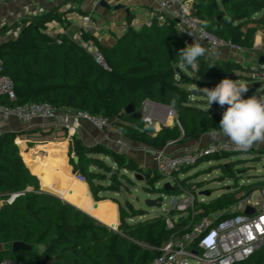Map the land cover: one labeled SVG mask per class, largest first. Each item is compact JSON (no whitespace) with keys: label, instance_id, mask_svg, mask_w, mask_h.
I'll list each match as a JSON object with an SVG mask.
<instances>
[{"label":"trees","instance_id":"trees-1","mask_svg":"<svg viewBox=\"0 0 264 264\" xmlns=\"http://www.w3.org/2000/svg\"><path fill=\"white\" fill-rule=\"evenodd\" d=\"M86 0H63L58 6L44 14L29 15L0 28V37L17 30L16 38L0 44L3 74L14 83L16 101L0 98V105L19 106L26 103H48L57 110H73L91 115L118 119L116 123L124 136L152 149H164L169 143L199 140L205 134L219 129V121L225 108L214 103L212 109L201 107L200 101L191 103L192 93L187 86H208L213 88L223 78L233 79L236 71L250 73L231 61L214 57L198 58L199 70L180 69L179 50L187 44L179 35L174 21L157 18L150 26L141 25L135 29L128 17L126 32L117 39L112 48H105L91 35L99 46L104 60L111 71L105 70L82 47L66 35L51 36L49 24L61 21L60 9L68 4L82 5ZM192 9L201 25L218 38L232 42L246 50L253 48L258 32L264 41V0H191ZM210 66H213L209 68ZM249 97L264 82L247 77ZM199 94V93H197ZM263 94H258L260 97ZM146 101L172 108L177 115L173 126H163L145 131L141 109ZM175 101V103H173ZM132 106L134 112L126 115L124 110ZM17 134H0V263L6 259L20 264H148L159 254V248L173 235L189 230L192 222L181 219L173 231L167 229L164 216L132 221L143 218L147 211L135 207L130 201L120 203L104 194H120L129 189L132 180L125 173L139 174L145 179L150 194L178 196V185L195 190L203 188L190 178L179 179L181 169L170 178L156 171L147 173L126 156L101 145L86 146L74 138L70 148V165L75 175L87 182L77 181L70 194L68 190L52 186L49 179H39L25 164L15 143ZM257 150L250 153L256 154ZM229 153L231 157L233 154ZM23 155V154H22ZM78 160L75 161L74 157ZM26 163L29 158L25 155ZM230 157L211 155L200 161H222ZM108 160L109 163L106 161ZM198 162V163H199ZM197 163V164H198ZM224 169L226 177L235 180L231 187L217 199L199 205L206 216L230 210L242 198L255 190L264 188V180H258L249 187L238 183L234 170ZM235 166L233 169H235ZM36 172V169L33 168ZM170 180L172 189L164 185ZM163 183L159 189L157 186ZM73 203L96 218L57 196ZM241 194V195H240ZM13 195H17L9 204ZM119 206V226L112 230L106 225H118L116 205ZM102 201V202H100ZM97 219V218H96ZM196 221L192 222L195 223ZM22 242L30 250L12 252V244ZM46 246L42 255L38 248ZM238 264H264V247L244 262Z\"/></svg>","mask_w":264,"mask_h":264},{"label":"built area","instance_id":"built-area-1","mask_svg":"<svg viewBox=\"0 0 264 264\" xmlns=\"http://www.w3.org/2000/svg\"><path fill=\"white\" fill-rule=\"evenodd\" d=\"M8 1L10 0H0V5ZM28 1L37 3L36 9L30 15H40L48 11V5L62 0ZM22 18L16 17V22ZM155 18L174 21L179 35L186 44L193 43L195 39L201 42L208 50L206 58L220 54H227L232 58L251 53L256 60L249 67L250 76L254 80L264 82V62H260V58L264 56L260 53L264 50L262 44L255 43L252 49L246 50L208 32L196 17L191 0H159ZM151 23L152 20L143 25L150 26ZM97 28L98 25L91 16L84 15L76 31L71 34L66 31L63 35L68 36L82 47L105 70L111 71L99 46L94 40L86 39V35L93 33ZM3 97L8 101L17 99L12 79L3 74V61L0 57V98ZM163 109L170 112L174 123L177 122V115L172 108H166L150 101L143 104L141 113L143 116L150 117L152 122L153 118H159L160 122L166 126L160 114ZM37 118L49 122L52 127L66 129L71 137L77 134L80 122L86 121L99 131L106 133L107 137L110 133L115 135L114 139L117 144L126 146L128 143L123 131L116 125L118 119L73 110H57L48 103H26L14 107L0 105V122L16 119L29 123ZM234 152L239 151L230 140H216L199 149L180 154H168L163 149H152L156 171L165 178H170L176 171L196 165L203 158L214 154ZM77 178L84 180L79 175ZM178 186L181 193L179 196H172L170 208L164 215L167 229L175 230L176 224L183 218L196 222L193 224L191 222L188 226L189 230L181 235L171 236L159 248L158 256L148 264H238L246 261L264 247V188L258 189V196L255 199L252 193L238 201L230 210L206 216L199 206L205 204L206 201L204 199L197 201L193 193L195 187ZM14 196L17 195L7 200L9 204L13 202ZM3 202L0 198V207ZM248 208L253 210L252 214L246 213ZM170 213H172L171 216ZM0 264L20 263L6 259Z\"/></svg>","mask_w":264,"mask_h":264},{"label":"crops","instance_id":"crops-1","mask_svg":"<svg viewBox=\"0 0 264 264\" xmlns=\"http://www.w3.org/2000/svg\"><path fill=\"white\" fill-rule=\"evenodd\" d=\"M62 1L48 5L47 9L50 10L51 8L60 5ZM158 1L159 0H86L82 5L68 4L60 9V11L63 12L61 21H55L49 24L47 31L51 36L66 33V31L71 34L78 29L82 17L84 15H90L97 23L98 28L96 31L89 33L88 35L93 36L100 45L109 49L112 48L117 39L126 32L129 16L132 18L131 26L135 29L139 28L147 21L155 19ZM103 2L106 3L108 7L102 6ZM119 6L121 7L120 9H115V7ZM36 7V2H29L28 0H10L0 5V23L3 24L4 22L5 25L13 24L16 22V17L25 18L32 14ZM127 10L129 11L128 13L126 12ZM256 36L255 43L262 44V48L264 49L263 33L258 32ZM260 53L264 55V50ZM248 54L252 56L253 63L256 60V57L251 55V53ZM214 58L224 61L231 60V57L227 54H220ZM161 106L166 107L164 105ZM166 111L167 110L163 109L160 113L162 118H164ZM167 121L168 123L166 126H173L174 121H171V119H168ZM153 123L156 125V132L160 131L164 126L160 124V119L157 117L153 118ZM50 126L49 122H46L41 118H37L29 123H23L16 119L0 122V134H17L15 143L31 173L39 179L40 186H42L43 183L42 179H49L52 186L68 190L71 194L75 189L77 181H79L86 185L92 201L98 203L94 200L85 179L83 181L79 180L77 175L73 173V168L70 165V148L74 138L80 140L84 145L89 147L101 145L111 151L125 154L134 160L139 167L144 169L147 173L156 171L152 148L141 143L125 137L128 143L126 146H121L116 143L114 139L115 135L110 133L107 137L106 133L99 131L86 121L80 122L78 132L73 137H71L68 131L64 128ZM216 140H228V138L223 136L212 138L210 133H208L202 136L199 140L189 139L185 142L169 143L163 150L168 154H180L189 150L199 149ZM22 154L29 158V163H26V158L23 157ZM33 168L36 169V172L33 171ZM166 183H172V181L167 180ZM78 189L79 187L75 190L78 191ZM61 199L64 200L63 198ZM108 200L113 202L110 199ZM64 201L90 215L77 205L66 200ZM115 205L119 223V206L116 203ZM90 216L94 218L92 215ZM94 219L103 224L96 218ZM141 219L145 220L151 218H145L144 216Z\"/></svg>","mask_w":264,"mask_h":264},{"label":"rangeland","instance_id":"rangeland-1","mask_svg":"<svg viewBox=\"0 0 264 264\" xmlns=\"http://www.w3.org/2000/svg\"><path fill=\"white\" fill-rule=\"evenodd\" d=\"M4 25H5L4 22L3 24L0 23V28ZM6 25H12V24H6ZM17 34H18V31L13 30V31H10L2 35L0 37V44L7 42L9 39L16 38ZM256 37H255V42H256ZM228 61L237 63L245 68H249L250 65L252 64V56L246 53V54L232 57L231 60H228ZM249 76H250V73H248L247 70L246 72L236 71V72H233L232 74L233 80L235 79L243 80L247 84L251 83L248 81V78H247ZM198 87L208 88V86H205V85L198 86ZM187 89L192 93L190 97L191 103H195V102L197 103V101H200L201 104L199 105L201 107L205 109H212V106L208 108L206 97H204L200 93L197 94L198 92L195 91L194 86L189 85L187 86ZM259 93L263 94L262 96H264V85L262 87H259L257 90H255L252 95L257 96ZM3 98L6 99L5 97ZM160 124L162 123L160 122ZM252 150H257L256 154L250 153V151ZM228 154L229 153H225L221 155L224 157H230ZM106 161L109 163L108 160ZM230 162L238 163L236 166L235 164H231L230 170L232 171L234 170V172L238 176V183L240 185H246L247 187H249L251 184L256 183L258 180H261V179L264 180V144L254 145L247 152L239 151V153L233 154L228 160H222V161L212 160L209 162L207 160L200 161L198 164L190 167L187 172H182L179 175V179L184 180L185 178H190L193 183L200 182L201 185H203V188L197 189L194 195L198 202H200L201 199H204L206 203H208L210 201L217 199L219 196H221L227 191H233L231 187H233L236 182L234 179H230L229 177H226L225 176L226 173L223 171V168L221 167L223 166L224 169L228 170V168L226 167H228V164ZM234 166H235V169H233ZM125 173L129 176V178L133 182V184L129 186V189L122 191L120 194H104V196L117 199L122 204H124L125 201L132 202L135 205V207L141 208L147 211L145 218L164 216L165 212H167L170 208L172 195L165 194L163 196V202H162L161 208H148L146 206V200L155 199L159 196V194H150L144 189L145 187H147L145 183V179L140 181L134 178V174H131L128 172H125ZM163 183L164 182L159 184L157 188L160 189L163 186ZM202 191H209L210 195L209 196L200 195ZM257 196H258V189L255 190L253 193V199H255ZM105 201H109V200H105ZM91 214H93L97 218V220H99L98 214L96 212H91ZM139 220H142V219L135 218L132 221L134 222V221H139Z\"/></svg>","mask_w":264,"mask_h":264},{"label":"clouds","instance_id":"clouds-1","mask_svg":"<svg viewBox=\"0 0 264 264\" xmlns=\"http://www.w3.org/2000/svg\"><path fill=\"white\" fill-rule=\"evenodd\" d=\"M207 51V48L195 39L193 43L179 50L177 55L179 68L198 71V58L205 56ZM211 67L213 66L209 68ZM194 89L206 97L208 108L214 103L222 108L227 106L219 121L218 131L213 130L210 133L212 138L227 137L235 148L242 152L249 151L254 145L264 144V96L251 95L245 98L249 91L245 81L223 78L213 88H199L195 84ZM143 121L145 131L156 127L148 116H144Z\"/></svg>","mask_w":264,"mask_h":264},{"label":"water","instance_id":"water-1","mask_svg":"<svg viewBox=\"0 0 264 264\" xmlns=\"http://www.w3.org/2000/svg\"><path fill=\"white\" fill-rule=\"evenodd\" d=\"M102 6H104V7H108V5L106 4V3H102ZM121 7L119 6V7H115V9H120ZM127 13L129 12L128 10L126 11ZM260 62H264V56H262L261 58H260ZM156 104V103H155ZM166 108H168V107H166ZM124 112H125V114L126 115H131L133 112H134V109H133V107L132 106H127L126 108H125V110H124ZM74 160L75 161H77L78 160V158L77 157H74ZM134 178L135 179H137V180H142L143 179V177L141 176V175H139V174H135L134 175ZM164 187H165V189L166 190H169V189H172V187H171V185H170V183H166L165 185H164ZM41 190L42 191H44V192H47V193H49V194H52V195H54V196H57V197H59L60 199L62 198L61 196H59V195H56V194H54V193H52V192H50V191H47V190H44L42 187H41ZM200 195H205V196H209L210 195V192L209 191H202L201 193H200ZM163 196L164 195H159L157 198H155V199H147L146 200V206L148 207V208H161L162 207V202H163ZM17 196H14L13 197V201H14V199L16 198ZM246 213L247 214H252L253 213V210L251 209V208H248L247 210H246ZM172 215V213H170V216ZM104 225V224H103ZM107 227H109L110 229H112V230H117V228H118V226H119V223H118V225L115 227L114 225H110V226H108V225H106ZM31 249V247L29 246V245H26L25 243H22V242H14L13 244H12V252H14V253H17V252H19V251H24V250H30ZM46 250V246H40L39 248H38V254L39 255H42L43 253H44V251Z\"/></svg>","mask_w":264,"mask_h":264},{"label":"bare ground","instance_id":"bare-ground-1","mask_svg":"<svg viewBox=\"0 0 264 264\" xmlns=\"http://www.w3.org/2000/svg\"><path fill=\"white\" fill-rule=\"evenodd\" d=\"M167 115H168V118H167ZM168 119H171V121H172V116H171L170 112L167 110L165 113V116H164V118H162V120L165 121L166 123H168V121H167Z\"/></svg>","mask_w":264,"mask_h":264}]
</instances>
